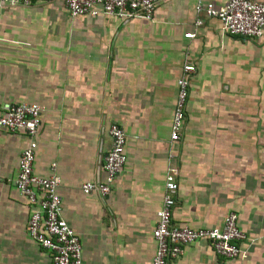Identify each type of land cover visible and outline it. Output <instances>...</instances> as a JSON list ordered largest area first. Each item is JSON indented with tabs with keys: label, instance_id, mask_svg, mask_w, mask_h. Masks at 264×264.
Returning a JSON list of instances; mask_svg holds the SVG:
<instances>
[{
	"label": "crops",
	"instance_id": "1",
	"mask_svg": "<svg viewBox=\"0 0 264 264\" xmlns=\"http://www.w3.org/2000/svg\"><path fill=\"white\" fill-rule=\"evenodd\" d=\"M193 5L158 0L150 22L71 17L60 0L0 9V113L40 108L32 172L58 177L60 217L78 236L81 264H150L166 173L177 183L174 225L219 227L234 213L244 263L264 264V35L229 36L214 19L195 26ZM187 62L194 73L171 143L175 81ZM113 123L126 161L108 195H85L82 183L103 180ZM25 145L21 132L0 130V264H52L27 235L29 209L13 186ZM167 264L238 260L196 241Z\"/></svg>",
	"mask_w": 264,
	"mask_h": 264
},
{
	"label": "built area",
	"instance_id": "2",
	"mask_svg": "<svg viewBox=\"0 0 264 264\" xmlns=\"http://www.w3.org/2000/svg\"><path fill=\"white\" fill-rule=\"evenodd\" d=\"M54 0H0V6H30L33 3ZM64 10L71 17L99 16L120 21H152L158 0H60ZM195 26L202 24V18L214 19L221 32L244 39H259L264 35V0H227L221 6L203 0H194ZM184 38L191 39L192 33ZM194 73L192 63L181 66L180 75L175 81V99L170 122L169 141H178L184 122V105L188 95L190 76ZM40 108L34 103H19L7 107L0 113V130L8 133L21 132L26 145L21 149L17 160V172L13 186L25 201L29 213L26 232L30 240L49 253L52 264H81V247L76 233L60 217V198L56 193L58 177H39L33 174L35 157V136L39 128ZM110 148L102 157L103 180L98 183H82L83 194L95 193L100 197L108 195L111 186L121 171L125 161V135L117 124L107 129ZM52 170L53 165L50 167ZM177 183L174 176L166 173L163 181L161 203L155 212V224L151 231L155 251L150 264H167L177 258L186 245L196 241L207 242L215 255L238 260L245 264L244 251L240 243L245 235L237 227V217L227 213L219 227L192 229L177 226L171 222V212L175 205Z\"/></svg>",
	"mask_w": 264,
	"mask_h": 264
},
{
	"label": "rangeland",
	"instance_id": "3",
	"mask_svg": "<svg viewBox=\"0 0 264 264\" xmlns=\"http://www.w3.org/2000/svg\"><path fill=\"white\" fill-rule=\"evenodd\" d=\"M1 7H2V8H0V9H3V10H4V8H5V9H6V8H7V9H8V8H11V7H3V6H1Z\"/></svg>",
	"mask_w": 264,
	"mask_h": 264
}]
</instances>
